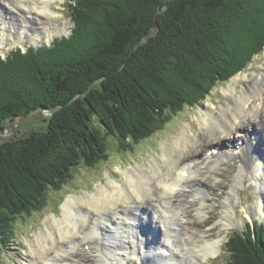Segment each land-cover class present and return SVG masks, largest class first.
<instances>
[{
	"label": "trees",
	"instance_id": "trees-1",
	"mask_svg": "<svg viewBox=\"0 0 264 264\" xmlns=\"http://www.w3.org/2000/svg\"><path fill=\"white\" fill-rule=\"evenodd\" d=\"M247 1L70 0V35L0 58V131L50 112L43 128L0 138V244L78 165L105 160L108 137L132 149L263 52L264 16ZM244 230L229 264H264V227Z\"/></svg>",
	"mask_w": 264,
	"mask_h": 264
},
{
	"label": "bare ground",
	"instance_id": "bare-ground-1",
	"mask_svg": "<svg viewBox=\"0 0 264 264\" xmlns=\"http://www.w3.org/2000/svg\"><path fill=\"white\" fill-rule=\"evenodd\" d=\"M30 1H32V5L27 6L26 2ZM52 2L54 0H0L2 11H0V49L11 36L7 34L8 28L14 27V34L20 33L21 27H15L18 18L21 22L30 25V27L24 25L25 28L30 30L35 29V25L32 23L34 20L33 14L42 18L53 19L57 12L53 9ZM21 17L24 18L23 21ZM28 35L30 33L25 32L24 36L20 35V37L27 38ZM258 89L261 91H254L253 86H249L242 91V96H236L235 98L234 95L237 108H227L223 118L219 119L217 123L210 125L209 120L212 119L210 112L207 113L206 117L201 118L204 126L203 132L207 128L209 130L208 126L213 129V126L224 124L219 133V136H222L220 139L221 144L234 145L236 141V145L232 146L235 150H221L215 156L205 153L202 157L199 150L207 144L203 143L207 140L210 142L212 138L218 135L209 131L206 135L202 133V135L195 137V140L187 135V137L179 139L183 144L178 158L168 153L164 156L165 165L163 163L159 165L156 162V166L152 167L153 169L156 167L162 168L159 173L146 172L140 167L137 172L126 173L127 183L125 184L111 179L96 192L85 195L82 200L78 196H70L62 206L63 218L53 216V221L50 225H47L46 232L42 230L39 237L36 236L38 245L35 246L31 244L33 241L30 242L33 247L28 259L23 264H83L76 254L85 245L95 246V251H88L89 254L94 253L92 257L94 262L114 264L109 260L111 255L116 254V250L109 244L110 238L116 239L118 244H124L130 235L129 230L136 225L141 226L142 236L146 239H150L146 235V230L153 232V234L155 232L150 223L148 225L141 223L142 220L147 219L145 218L147 215L145 212L133 215L134 210H139L141 205L142 209L146 210V206H143V204H153L150 207L153 209L154 216L149 213L150 215L147 217L150 222L156 219V226H158V223L161 225L162 234L165 237L164 243H161L158 239L159 235L157 236L158 244H154L152 249L148 250L150 253L147 252L145 258L143 257V264H146L145 259H148L147 264H160V257L163 261V258H169L171 264H181L182 261H185L186 264H198L202 258L207 259L209 256L216 255L224 244V238L221 236L214 239L208 238L207 233L193 219L196 218L202 221L207 214L204 205L209 202L211 190L205 185V177L213 176V171H220L221 166L228 159L238 156L239 164L233 176V184L222 198L223 208L226 211L225 216L223 215L224 222L221 221L223 226L229 227L232 223L230 216L234 209L230 201L233 194H237V187L243 184L245 179L250 178L263 182L264 171L261 172L264 169V161H262L264 154L258 150V147L264 150V142L258 140L251 146L249 140H244L241 145H237L240 144L237 141H239L241 137L239 133L242 131L239 129L246 122L243 121L244 119L251 122V119H254L257 123L252 122V126L255 124L258 127H263L259 123H264V100H259L257 103L249 102L251 97L255 98L257 94L261 96L260 94L264 91L263 76ZM226 90L228 89L224 91ZM249 104H252V108L248 107ZM189 143H192V145L189 146ZM248 146L249 148H247ZM254 148H257V150ZM196 152H198L197 155L191 157ZM254 155L259 157L256 158V161L251 159ZM259 167L261 168L260 171ZM183 171L188 172L186 177L183 176ZM256 180L252 179L251 184L259 186ZM259 188L262 195L259 199L258 211L262 213L264 212V189H262L264 184H261ZM204 189L208 191V193L205 191L207 194L202 193ZM148 197L149 201L147 203ZM195 202L197 203L195 204ZM82 203L87 204L93 210L92 213L85 214L84 211L80 210L77 212L75 208H81ZM102 210L106 212L103 215L101 214ZM93 212H99L100 215L97 216ZM107 216H110V218H107ZM116 230L117 233L113 234ZM86 233H90L92 237L87 236ZM196 233H199L200 236ZM71 236H75V238L77 236L78 239L64 245L63 242ZM178 236L180 242H177L176 237ZM182 236H186L187 240L183 241ZM58 241L62 245H55ZM111 243L113 244L112 241ZM147 243L151 247L150 243ZM163 244L166 248L162 247ZM118 248L121 249L122 246L120 245ZM159 248L164 249V255L162 250L159 255ZM100 249L102 251H99ZM88 253L84 252L81 256H90ZM121 259L122 256L117 258L118 261ZM164 264L166 263L164 262Z\"/></svg>",
	"mask_w": 264,
	"mask_h": 264
},
{
	"label": "rangeland",
	"instance_id": "rangeland-1",
	"mask_svg": "<svg viewBox=\"0 0 264 264\" xmlns=\"http://www.w3.org/2000/svg\"><path fill=\"white\" fill-rule=\"evenodd\" d=\"M69 2L70 0H54V2H52V7L57 12L53 19H47V17L42 18L36 14H33L34 20L32 23L35 25L34 30L25 28L30 27V25L28 26L24 22H21V20L18 18L15 23V27H21L20 33L14 34V27L11 29L8 28L7 34L11 36H9V40H6L5 48L2 47V49H0V55L7 56L9 52H11V50H13L18 45L24 49L30 46L39 47L44 43L50 44L56 38L70 35L74 21L72 19ZM250 2L247 1L250 6L252 4L249 14H258L259 12V14L261 13L260 15L263 17L264 0H250ZM26 5H32V1L26 2ZM21 19L23 21L24 18L21 17ZM25 32H29L30 35H28L27 38L20 37V35L24 36ZM237 42L236 44L232 41H229V43L227 42L229 47L228 49L230 51H232L231 49L233 48L236 49L238 46ZM223 48L226 49V47ZM237 50L235 52L236 54L238 53ZM219 56L222 57L223 55L219 54L218 57ZM210 68H212V66L203 67L204 70L199 72L200 75L203 76V71H208ZM262 76L264 77V51L255 55L243 71L233 75L227 81L218 82L213 87V89L210 90L208 97L201 100L199 104L194 106H185L180 112L176 114L169 113L171 119L162 130L156 131L150 138L141 141V143L132 149H122L118 143L119 141L113 137H108L106 140L107 158L105 160L100 161L95 167L78 165V167L74 170L73 178L68 180L60 190H53V188L48 190L47 204L44 208L31 214L23 215L14 221L11 233L12 236L4 244H0V264H23V262L26 261L30 255L31 248L33 247L31 244H34L35 246L38 245L37 237H39L42 230L43 232H46L47 225H50L53 221V216H55V218H63L64 215L62 214V206L70 196H78L80 200H82L85 195L96 192V190L103 187L104 184L106 185L111 179L125 184L127 183L126 173L130 174L135 171L137 172L139 171L138 169H140V167H142L146 172L159 173L162 168L159 169L156 167L153 169L152 167L156 166V162L159 163V165L162 163L164 164V156H166L168 153H171L169 155H173L175 158H178L180 152L182 151L183 144V142L179 140L180 138H185L188 135L189 138L195 140V137L202 135V133L206 135V133L209 131L217 134L218 136L212 138L210 142L207 140L203 143L207 144L199 150L202 157L205 155L204 152H209V147L212 145H221L223 149L227 148V150H235V148L232 146L236 145V141L234 145L226 143L221 144L222 141L220 139L222 136H219V133L221 127L224 126V124L213 126V129L211 126H208L209 130L207 128L205 129V132H203L204 130L202 129L204 126L201 122V118H203V116L206 117L207 113L210 112L212 115V119L209 120L210 125L217 123L219 119L223 118V114L226 113L225 110L227 108H237L234 95L235 98L236 96H242V91L249 86H253L255 89L254 91H261L258 89V86ZM225 89L228 90L224 91ZM260 95L261 96L257 94L255 98L251 97L249 102L257 103L259 100H264V91H262ZM248 107L252 108V104H249ZM49 115V111H36L33 114L27 115L25 117L17 119L14 118L5 123V129L0 131V138H14V136L22 135L25 132L41 129L46 125ZM251 120L253 123H257L256 120ZM243 121L246 122L243 124L242 128L239 129L242 131L239 133L241 137L239 141H237L240 144L237 145H241V142L247 140V138L249 139L251 146H253V144L258 140L264 142V123H259L263 127H258L255 124L252 126V122L250 120L248 121V119H244ZM126 142H130V139H128ZM190 145H192V143H189V146ZM206 149L208 150L206 151ZM254 149L257 150V148ZM258 150L264 154V150L262 148L258 147ZM197 153L198 152H196V154L194 153L191 155V157L197 155ZM253 159H255L254 156H252V160ZM238 164V156H234L228 159L226 164L221 166L220 171H213V176L205 177V185L211 190L212 195L209 196V202L204 205V208L206 209L205 211L208 213L202 221L196 218L193 220L195 223H198L201 226L200 228L207 233V237H209V235L213 237H218V235H221V237L225 239V242L222 246V249L219 250L220 252L218 251L216 255L209 256L207 259L202 258L201 262L198 264H229L230 257L227 250L225 249L227 236L232 234L231 232L233 229L242 228V226L246 225L248 222L252 223L254 221H258L260 223H264V212L259 213L258 211L260 206L259 199L261 198L262 194L260 192V188L257 185L251 184V180H256L255 178L245 179L243 184L237 187V194L235 195L232 193V202L230 201L234 209L230 216L232 223L229 225V227L223 226L221 223V221L224 222V213H226L225 209L223 208L222 197L227 194L231 185L233 184V176ZM255 169H257V167H255ZM260 170L261 168L259 167V171ZM256 182H258L260 186L261 184H264V176L263 182L260 180H256ZM204 190L208 193L206 189ZM204 190L202 191L206 194ZM148 201L149 197L147 198V203ZM196 203L197 202H195V204ZM144 205L146 206L147 210L153 204H143V206ZM80 206L81 208H75L77 212L80 210L84 211L85 214H90L93 211L85 203H82ZM93 213L97 216L100 215L99 212ZM105 213L106 212L104 210L101 211L102 215ZM145 213L147 214L146 216L150 215L147 212ZM221 216L223 217L221 218ZM208 217L210 218L208 219ZM144 224L148 225V223ZM4 232L5 235L10 233V229L7 228ZM86 235L92 237L90 233H86ZM196 235L200 236L199 233H196ZM6 238L7 236L5 239ZM77 239V236L76 238L75 236H71L66 241H64L63 244L67 245V243L74 242ZM176 239L177 242H180L179 236ZM182 239L183 241L187 240L186 236H182ZM55 245L62 244H60V241H58ZM86 248L88 247L86 246ZM163 259L165 260V258ZM166 260H168V263L170 264L169 258H166ZM147 261L148 259H145L146 264ZM183 262L186 264L185 261ZM183 262L181 264H184ZM90 263L99 264L94 262V260H91Z\"/></svg>",
	"mask_w": 264,
	"mask_h": 264
}]
</instances>
